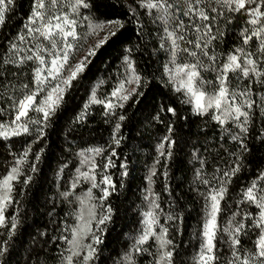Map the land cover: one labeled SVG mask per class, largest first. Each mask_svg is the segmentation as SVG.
I'll use <instances>...</instances> for the list:
<instances>
[{"label":"snow or ice","instance_id":"6c2138e0","mask_svg":"<svg viewBox=\"0 0 264 264\" xmlns=\"http://www.w3.org/2000/svg\"><path fill=\"white\" fill-rule=\"evenodd\" d=\"M136 3L156 25L155 34L148 35L158 43L153 53L162 51L166 56L162 64L165 83L180 94L182 104L192 105L196 115L215 122L220 130L221 147L227 140L238 144L236 151L228 152L230 158L223 161L224 166L218 164L211 172H206L207 161L198 155L199 149L192 153L200 165L194 170V183L204 190L193 189L202 206L200 222L192 234L197 244L187 264H264V169L241 185L235 204L230 193L234 179L245 167L248 135L257 124L261 129L258 135H264V0H136ZM15 5L16 0H0V29L14 14ZM91 7L90 0H32L29 14L15 36L0 41V141L34 136L0 176V229H6L0 232V236L6 237L0 239V264H6L18 227L16 214L6 216L7 209L19 203L15 199L16 183L21 182V177L25 187L32 181V176L24 171L25 166L32 173L38 171L43 150L34 153L30 162L27 158L32 145L43 139L45 128L65 94L91 63L90 57L124 27L123 20H99L90 12L81 11ZM129 8L142 38L145 26L140 23L136 9ZM81 19L87 21L89 29L83 36L79 32ZM238 20L237 33L233 26ZM88 36L98 39L72 64L80 41ZM230 36H235V42L225 51L220 45ZM125 52L122 78L103 98L97 96V89L105 81L99 80L90 92L85 111L76 118L77 122L83 120L87 109L98 104L105 117L114 118L115 122L108 148L97 146L79 153L81 168L76 169L71 187L75 190L81 181L89 182L90 187L77 197V223L65 228L70 230L71 238L59 237L69 245L60 253L59 264H92L97 258L96 246L103 243L106 227L102 226L112 218V207L104 202L116 191V185L107 170L117 166L113 158L118 156L117 149L125 139L121 128L126 120L117 109L123 110L134 98L139 103L145 95L140 89L148 84V77L137 69L132 49L126 48ZM29 65L30 78L20 81L18 78L25 75L24 69ZM32 112L41 116L33 118ZM161 112L176 115L174 107L161 105L154 118L159 120ZM173 134L174 126L169 123L167 133L156 145L157 155L145 177L147 210L142 212V229L133 248L125 254V264H136L135 256L145 253L150 258L148 264H186L179 259L180 245L171 236L173 227L177 235L183 234V212L177 210L175 201L168 204L167 210L162 208L161 195L153 187L160 176L164 191L172 195L168 161L177 144ZM105 153L107 162L98 164L95 157ZM101 167L103 174L98 180L96 170ZM119 167L125 169L121 175L126 176L127 164L122 162ZM93 189H100L101 195L95 197ZM71 194L62 193L65 198ZM86 240L89 242L85 243Z\"/></svg>","mask_w":264,"mask_h":264},{"label":"trees","instance_id":"16d2710c","mask_svg":"<svg viewBox=\"0 0 264 264\" xmlns=\"http://www.w3.org/2000/svg\"><path fill=\"white\" fill-rule=\"evenodd\" d=\"M31 2L32 0H16L14 14L5 27L0 29V41L5 37L15 36L29 14ZM90 3L92 7L86 10V14L90 12L99 20L120 19L125 24L116 37L98 49L94 57H90L91 63L65 94L59 110L45 128L43 139L32 145V153L27 158L30 162L34 160V153L41 149L43 151L37 172L32 173L25 166L24 171L32 176V181L25 187L22 183L24 177H21V182L16 183L15 191V199L19 203H14L6 212L8 217L13 214L18 216V227L6 264H59L60 253L69 247L59 237L63 235L71 238L70 230L65 231V228L77 223V197L90 187V183L84 181L75 190L71 187L77 175L76 169L81 168L82 157L79 153L97 146L108 148L115 122L114 118L105 117L102 106L98 104L87 109L83 120L77 122L76 118L85 111L84 106L89 101L90 92L99 80L105 81L97 89V96L103 98L122 78L125 73L123 57L126 48L132 49L131 55L137 69L148 77V84L140 89L145 95L140 98L139 103H135L134 98L125 104L123 110L117 109L118 113L122 112L126 116L121 128V135L125 139L117 149L118 156L113 158L117 166L107 170L116 185V191L104 202L105 205H111L112 218L106 226H102L106 227V231L102 233L103 243L96 246L97 258L92 264H125V254L133 248L142 229V212L147 210L144 200V190L147 187L145 177L157 155L156 145L167 133L169 123L174 126L173 138L177 141L174 155L168 161V183L172 195L164 191V180L160 176H157L153 187L161 195L162 208L167 210L168 204L175 201L177 210L183 212V234L177 235L173 227L171 236L180 245L179 259L187 264L197 244L192 234L200 222L202 206L201 198L193 189L200 187L201 191L204 190L203 186L194 183V170L200 165L193 159L192 153L194 149H199L198 155L207 161L206 172H211L218 164L224 166L223 161L230 158L228 152L236 151L238 144L227 140L221 147L220 130L215 122L210 117L196 115L192 105L182 104L180 94L165 83L167 77L163 76L162 64L166 56L162 51L153 53V48L158 47V43L148 35L155 34L156 25L139 8L136 0H90ZM129 6L136 9L140 23L145 26L142 38L138 35L136 17L132 16ZM239 25L238 20L233 26L237 33ZM234 42L235 36H230L220 47L226 51ZM30 70L31 65L24 69L25 75L18 79L24 81L26 77L30 78ZM161 105H171L176 109V115L161 112L160 119H155ZM31 115L33 118L41 116L36 112ZM106 119L108 122H105ZM260 131V125H255L245 141L249 149L244 155L245 167L230 187V193L234 197L233 204L241 185H246L264 169V135H258ZM33 139L34 136H21L0 141V176L10 167L13 157L22 154ZM106 156L107 153L95 159L98 164L103 165L107 162ZM122 162L127 164L126 176L121 175L125 171L119 167ZM96 171L97 179L100 180L102 167ZM21 192L23 195H20ZM65 192L72 194L65 198L62 195ZM93 194L99 197L100 189H93ZM5 231L6 229H0V232ZM53 237L56 239L53 240ZM5 238L0 236V239ZM149 259L146 253L135 256L136 264H148Z\"/></svg>","mask_w":264,"mask_h":264},{"label":"rangeland","instance_id":"374dc122","mask_svg":"<svg viewBox=\"0 0 264 264\" xmlns=\"http://www.w3.org/2000/svg\"><path fill=\"white\" fill-rule=\"evenodd\" d=\"M81 11L86 14V10L82 9ZM86 25H87V21L81 19L79 32L82 36L85 35L87 31H89V29H87ZM103 35H104V33H101V37ZM97 39H98V37H95V36H88L86 40L82 39L79 43L78 50L76 51L75 56L73 57L71 63L75 64V62L77 60L81 59L87 53V50L89 49V47L93 43H95ZM65 75H67V72H65ZM27 79H29V77H26V80ZM85 170H86V168H85ZM85 192L86 191L81 192L79 194V196H83ZM78 203H79V201H78ZM86 215H87V209L85 208V216ZM88 242H89L88 240L85 241V243H88Z\"/></svg>","mask_w":264,"mask_h":264}]
</instances>
